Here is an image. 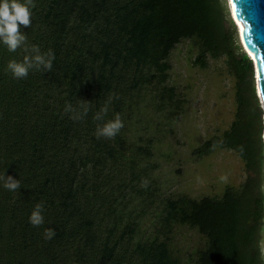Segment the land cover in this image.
Here are the masks:
<instances>
[{"label": "trees", "instance_id": "1", "mask_svg": "<svg viewBox=\"0 0 264 264\" xmlns=\"http://www.w3.org/2000/svg\"><path fill=\"white\" fill-rule=\"evenodd\" d=\"M32 3L31 24L21 26L27 49L0 44V177L20 182L13 191L0 179V264H180L165 234L172 224L204 239L193 264H261L263 111L253 62L236 43L222 0ZM183 39L197 46L193 62L200 67L224 58L236 101L229 127L192 152L199 158L232 150L249 174L217 195L165 198L164 237L141 236L131 212L138 195L152 189L146 159L153 139L140 136L137 125L146 121L144 108L170 117L183 110V98L166 83L169 54ZM32 45L51 50L52 68L14 77L7 62L21 60ZM117 114L119 131L100 135ZM37 203L44 222L34 226L29 215Z\"/></svg>", "mask_w": 264, "mask_h": 264}, {"label": "rangeland", "instance_id": "2", "mask_svg": "<svg viewBox=\"0 0 264 264\" xmlns=\"http://www.w3.org/2000/svg\"><path fill=\"white\" fill-rule=\"evenodd\" d=\"M222 2L227 21L232 20L227 1ZM234 38L241 45L235 25ZM197 51L192 40L183 39L168 57L171 66L166 83L174 86L184 100L180 114L170 117L165 112L144 108L146 121L137 125L140 136L153 139L152 155L146 159L150 162L147 183L152 189H145L141 196L138 195V203L131 207V213L139 216L141 236L164 237L160 215L165 198L178 194L194 198L217 195L226 185L238 186L249 174L232 150L215 148L199 158L192 152L212 134L228 128L236 108L234 79L224 58H209L208 65L200 67L193 62ZM254 85L263 118L264 109L255 77ZM130 135L134 137L132 132ZM261 136L263 139L264 133ZM261 187L264 190V165ZM165 234L170 236L180 264H193L197 249L204 243L199 233L187 225L172 224Z\"/></svg>", "mask_w": 264, "mask_h": 264}, {"label": "clouds", "instance_id": "3", "mask_svg": "<svg viewBox=\"0 0 264 264\" xmlns=\"http://www.w3.org/2000/svg\"><path fill=\"white\" fill-rule=\"evenodd\" d=\"M32 0H0V44L6 46L7 50L15 51L18 47L25 45L27 39L26 34L21 30V26H29L31 24V9L33 7ZM245 51V50H244ZM54 54L51 50L41 52L37 45L31 46V51L27 52L21 60L11 59L7 62V69L14 77L20 78L28 75L30 69H51ZM66 111L72 110V105L66 106ZM84 111H87L85 108ZM101 112H107V108L101 109ZM97 118L100 116L97 114ZM123 123L119 114L114 119L108 120L98 128L100 135L111 137L114 136ZM0 179L4 180V186L9 190H17L20 187L18 179L12 176L3 174ZM43 205L37 203L29 215V222L38 226L43 224ZM54 235L52 229L47 230V237L51 238ZM258 249L260 254L261 264H264V228L260 231L258 240Z\"/></svg>", "mask_w": 264, "mask_h": 264}, {"label": "water", "instance_id": "4", "mask_svg": "<svg viewBox=\"0 0 264 264\" xmlns=\"http://www.w3.org/2000/svg\"><path fill=\"white\" fill-rule=\"evenodd\" d=\"M226 1L243 50L253 54L251 59L254 77L264 109V0ZM236 20L243 24L240 33L237 29Z\"/></svg>", "mask_w": 264, "mask_h": 264}, {"label": "bare ground", "instance_id": "5", "mask_svg": "<svg viewBox=\"0 0 264 264\" xmlns=\"http://www.w3.org/2000/svg\"><path fill=\"white\" fill-rule=\"evenodd\" d=\"M236 22H237V29H238V31H239V33L242 31V29H243V24L241 23V21H239V20H236ZM248 55L250 56V57H253V54L252 53H250V52H248Z\"/></svg>", "mask_w": 264, "mask_h": 264}]
</instances>
